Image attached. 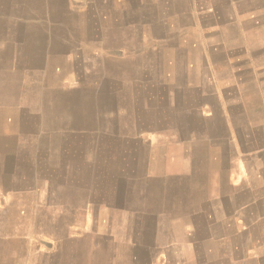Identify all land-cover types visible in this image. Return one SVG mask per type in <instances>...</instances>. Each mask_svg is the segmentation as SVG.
I'll list each match as a JSON object with an SVG mask.
<instances>
[{
  "label": "crops",
  "instance_id": "0c3cea01",
  "mask_svg": "<svg viewBox=\"0 0 264 264\" xmlns=\"http://www.w3.org/2000/svg\"><path fill=\"white\" fill-rule=\"evenodd\" d=\"M0 21L10 132L34 128L22 95L90 100L94 140L47 156L78 164L61 189L77 203L62 208L83 232L58 264H264V0H0ZM86 112L67 122L83 131ZM60 122L52 113L51 129ZM32 148L8 179L32 177Z\"/></svg>",
  "mask_w": 264,
  "mask_h": 264
},
{
  "label": "rangeland",
  "instance_id": "374dc122",
  "mask_svg": "<svg viewBox=\"0 0 264 264\" xmlns=\"http://www.w3.org/2000/svg\"><path fill=\"white\" fill-rule=\"evenodd\" d=\"M72 6L76 7L77 5H71V8ZM53 25L56 30L61 25V21L54 20ZM2 26L3 22L0 21V31ZM2 41V37H0V43ZM73 85L74 83L64 80L61 83V90L76 91L73 90ZM25 96L22 95L24 98L19 102L27 104V110L26 108L22 109L23 113L29 112L33 121L35 120L33 131L27 129L26 132L21 133L10 132L8 126L3 123L4 115H0V121H2L0 124V264H47L48 262L58 264V261L62 263V260L56 259V253L64 252L72 255L79 251L76 243L67 240L81 235L83 232L79 231L77 225L78 213L67 212L62 208L74 206L77 203L67 195H62L61 189L65 186L67 188L68 184L72 182L68 179V167L74 168V172H76L78 164L75 159L74 164L66 163L62 166L61 163H57V159L52 157L48 161L47 156L49 152L53 151L52 145L58 142L62 144L68 139L76 141L83 139V136L87 142L93 141L94 136L97 135L93 132L94 118L88 113L89 98L83 99L76 95H28L30 98L26 99ZM3 101L0 100V104ZM67 104L70 106L66 107ZM83 107L87 111L85 115L87 113L89 115L85 119V129L81 131V127L71 126L67 119L80 120L79 113L83 112ZM1 112L2 110H0ZM52 113L55 114V117L58 115L61 117V122L52 126V129L55 128L53 131L49 126ZM47 114L50 117L46 116ZM117 119L119 125L125 123L127 116L118 115ZM5 143H13L16 146L5 147ZM33 145L39 146L37 149L39 153L35 158L37 164L32 177L30 172L23 171L22 179L15 180L16 183L13 179H8L9 176L13 178L14 165L9 161L14 159L15 152L21 151V155H16L15 159L19 157L23 161L28 160L30 157H34L35 148H32ZM62 150L63 148L60 149V151ZM84 150H86L85 155L91 156V158L98 152L92 144ZM109 151L108 147L101 149L103 160L109 157ZM124 152L125 149L118 148L117 159H119L121 168L124 167V164H120L125 156ZM57 166L59 167V176H56L55 173ZM2 182H12L11 186L14 188H3ZM13 184L15 185L13 186ZM55 217L62 220V222L58 220V228L55 226ZM63 223L65 224L63 225ZM70 223L73 225H69ZM124 236L123 229L119 228L118 237L124 238ZM107 245V242L103 243L99 249L104 251ZM64 262L66 263V260ZM78 262H80L78 259L70 260V264H78ZM85 262L87 264L93 261L87 259ZM100 262L105 263V260Z\"/></svg>",
  "mask_w": 264,
  "mask_h": 264
},
{
  "label": "bare ground",
  "instance_id": "6f19581e",
  "mask_svg": "<svg viewBox=\"0 0 264 264\" xmlns=\"http://www.w3.org/2000/svg\"><path fill=\"white\" fill-rule=\"evenodd\" d=\"M49 259V258H48Z\"/></svg>",
  "mask_w": 264,
  "mask_h": 264
}]
</instances>
